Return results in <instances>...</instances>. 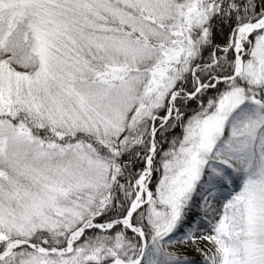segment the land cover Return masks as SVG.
<instances>
[{
    "label": "snow or ice",
    "instance_id": "obj_1",
    "mask_svg": "<svg viewBox=\"0 0 264 264\" xmlns=\"http://www.w3.org/2000/svg\"><path fill=\"white\" fill-rule=\"evenodd\" d=\"M0 264H264V0H0Z\"/></svg>",
    "mask_w": 264,
    "mask_h": 264
}]
</instances>
